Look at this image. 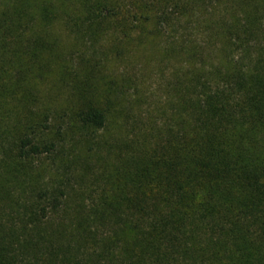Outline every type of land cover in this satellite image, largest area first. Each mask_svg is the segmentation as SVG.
<instances>
[{"label":"trees","instance_id":"trees-1","mask_svg":"<svg viewBox=\"0 0 264 264\" xmlns=\"http://www.w3.org/2000/svg\"><path fill=\"white\" fill-rule=\"evenodd\" d=\"M57 14L101 47L154 44L176 57L177 117L161 129V115L149 118L142 160L114 202L72 218L59 191L22 225L28 262L0 244V264H264V0H3L0 101L31 113L28 129H47L53 111L37 84ZM74 109L83 126H105L95 101ZM21 148L54 144L24 137Z\"/></svg>","mask_w":264,"mask_h":264},{"label":"rangeland","instance_id":"rangeland-1","mask_svg":"<svg viewBox=\"0 0 264 264\" xmlns=\"http://www.w3.org/2000/svg\"><path fill=\"white\" fill-rule=\"evenodd\" d=\"M57 16L46 27V41L56 57L42 54L51 68L37 84L41 103L53 108L48 128L28 129L31 113L16 102L0 101V244L14 250L22 263L28 262L25 252L30 253L24 244V222L39 220V209L59 191L72 218L79 210L98 211L103 201L114 202L142 160L140 142L149 118L161 115L155 120L161 129L167 118V127H173L177 117L171 104L176 57L165 56L154 44L133 46L130 53L123 41L110 40L101 47V39L90 42ZM118 48L113 57L112 50ZM88 100L105 111L101 129L83 126L77 117L76 102ZM56 109L61 112L54 113ZM24 137L39 145L52 142L54 150L23 154ZM41 243L43 250L47 245ZM37 256L47 257L45 252Z\"/></svg>","mask_w":264,"mask_h":264}]
</instances>
